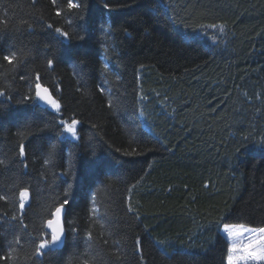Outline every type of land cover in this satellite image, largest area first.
<instances>
[{"label":"trees","instance_id":"obj_1","mask_svg":"<svg viewBox=\"0 0 264 264\" xmlns=\"http://www.w3.org/2000/svg\"><path fill=\"white\" fill-rule=\"evenodd\" d=\"M79 2L0 0V257L16 249L0 264H226L224 223L264 227V0ZM11 51L30 53L15 71ZM36 72L60 113L29 91ZM65 198L63 246L25 259Z\"/></svg>","mask_w":264,"mask_h":264},{"label":"snow or ice","instance_id":"obj_2","mask_svg":"<svg viewBox=\"0 0 264 264\" xmlns=\"http://www.w3.org/2000/svg\"><path fill=\"white\" fill-rule=\"evenodd\" d=\"M53 5L57 4V0H51ZM105 8L108 7L107 4L104 5ZM67 8L71 9H81V3L79 0H68ZM63 12V8L58 7L56 9V16H60ZM71 23V20L67 21ZM49 28H52V25H48ZM201 28L211 27L218 28L221 32L224 31L225 25L223 24H212V25H200ZM56 33H58L61 37L67 39L69 38V33L64 31L62 28H55ZM30 53L21 52L18 55L16 51H11L9 54L4 55L3 59L10 65V71H15L21 63H23L24 59ZM55 61L52 59L47 60V67L49 69H53ZM107 70L108 65H104ZM24 79V77H21ZM34 85H30L29 91L34 92V98L36 100L44 102L45 105L49 106L51 109H54L55 112H61V102L57 99L53 92L45 87L42 83H40L41 76L39 72L34 74ZM101 92H104V88H100ZM5 93L0 91V96H4ZM32 99L33 97H28ZM108 106L112 108L113 102L111 99L108 101ZM143 114V113H141ZM59 123L63 126V131L71 134V136L75 138H79L77 136V125L80 123L79 120L73 118L69 123L68 120H60ZM23 137L24 133L19 134ZM264 143V140H262ZM127 154V153H126ZM18 155L21 158L26 156L25 145L21 142L18 146ZM50 161L46 159L44 161L45 164H48ZM6 162L3 159H0V165L5 164ZM27 167V164L24 165ZM14 188H18L17 185H13ZM71 189V185L68 186V190L65 192V197L68 196L69 191ZM12 198L18 202V209L20 211V222L22 227L27 228V225L23 224V213L25 210V206H30L31 193L27 186L23 188H18V191L12 194ZM10 198L6 195L0 194V200L8 201ZM70 204V200L65 198L62 202L53 201L51 204H47L44 206V213L46 217H41L40 231L33 239V252L31 257H25V259H30L32 257H43L47 253L56 251L59 249L60 245L64 242L62 239L65 235V217L68 212V206ZM129 210H131V204H129ZM90 213L93 217H99L100 209L96 205V197L92 196V207L90 208ZM13 220H17V216H12ZM102 223V221H101ZM74 231V229H73ZM223 232L226 234L228 240L227 253L225 257L226 264H264V227H251L244 223H224L223 224ZM88 240H92V232L89 231L87 233ZM17 244L19 243V237H16ZM139 245L140 241H136ZM158 243L163 244V241H158ZM166 251V249H165ZM16 249L13 247L9 248L8 254L5 257H0V259L5 260H16ZM141 259L143 257L141 256ZM69 264H71V259H69Z\"/></svg>","mask_w":264,"mask_h":264},{"label":"rangeland","instance_id":"obj_3","mask_svg":"<svg viewBox=\"0 0 264 264\" xmlns=\"http://www.w3.org/2000/svg\"><path fill=\"white\" fill-rule=\"evenodd\" d=\"M71 121H69V123H70ZM77 127V126H76ZM78 136V135H77ZM63 137H68V138H71V139H77V138H75V137H73V136H71V134H69V133H66V132H64L63 133ZM236 224H238V223H236ZM250 226V225H249ZM251 227H253V226H251ZM221 233L226 237V234L223 232V227H222V229H221ZM227 238V237H226Z\"/></svg>","mask_w":264,"mask_h":264},{"label":"water","instance_id":"obj_4","mask_svg":"<svg viewBox=\"0 0 264 264\" xmlns=\"http://www.w3.org/2000/svg\"><path fill=\"white\" fill-rule=\"evenodd\" d=\"M39 101V100H38ZM39 103L41 104V105H43V106H47V105H45L44 104V102H42V101H39ZM65 235H66V231H65ZM65 235H64V237L62 238L63 240H64V238H65ZM62 245H63V243L60 245V247H62ZM59 247V248H60Z\"/></svg>","mask_w":264,"mask_h":264}]
</instances>
